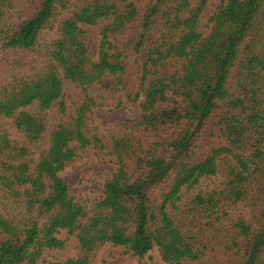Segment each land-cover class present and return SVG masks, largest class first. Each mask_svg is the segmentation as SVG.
Here are the masks:
<instances>
[{"label": "trees", "instance_id": "16d2710c", "mask_svg": "<svg viewBox=\"0 0 264 264\" xmlns=\"http://www.w3.org/2000/svg\"><path fill=\"white\" fill-rule=\"evenodd\" d=\"M82 25L98 27L96 61ZM262 39L264 0H0V122L15 134L0 125V264H93L104 244L149 264L153 248L163 264H264ZM62 81L81 93L67 120ZM118 92L139 121L91 132ZM55 100L41 150L28 108ZM87 148L115 171L74 201L58 173Z\"/></svg>", "mask_w": 264, "mask_h": 264}, {"label": "rangeland", "instance_id": "374dc122", "mask_svg": "<svg viewBox=\"0 0 264 264\" xmlns=\"http://www.w3.org/2000/svg\"><path fill=\"white\" fill-rule=\"evenodd\" d=\"M81 29L84 32V43L87 48V56L91 61H96L98 27L82 25ZM209 31V28L203 30V36H207ZM263 40L264 39H262V41ZM61 91V100L65 107V119L67 120L74 114V108L79 103L81 93L77 86L68 81H62ZM58 102L59 100L53 101L48 109L42 112L37 111L34 105L28 108L30 112L41 116L45 121V132L41 142L37 145L41 150L46 148L49 134L54 125L61 118ZM87 117L88 129L98 135H104L108 129L124 131L128 126L136 124L140 119V110L137 103L128 102L124 93L118 92L109 107L94 108ZM0 125L3 129L8 131L11 136L15 135L8 120L1 121ZM29 159L35 162L37 160V154H33ZM113 171H115V165L112 157L97 159L94 156L93 150L87 148L72 162L68 163L58 173V177L64 182L68 195L74 201L89 200L102 196V185L105 176ZM216 183L217 178H202L199 180L197 186L190 190L188 194H195L197 191L210 189ZM65 236L63 231L58 235L60 239L65 238ZM67 245L68 247L65 252L67 251L70 255L72 254V242H67ZM50 255V252L44 251L42 258L47 259ZM148 256L153 262L163 264L160 262L155 248L148 253ZM92 261L93 264H149L147 257L138 259L129 253L124 254L122 250L114 249L109 244H104L97 249L93 255Z\"/></svg>", "mask_w": 264, "mask_h": 264}]
</instances>
